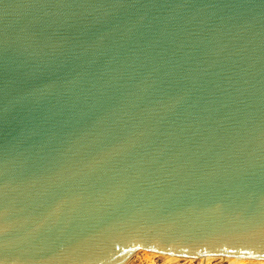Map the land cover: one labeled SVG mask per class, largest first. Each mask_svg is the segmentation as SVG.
Instances as JSON below:
<instances>
[{
	"label": "water",
	"instance_id": "obj_1",
	"mask_svg": "<svg viewBox=\"0 0 264 264\" xmlns=\"http://www.w3.org/2000/svg\"><path fill=\"white\" fill-rule=\"evenodd\" d=\"M138 249L264 258V0H0V264Z\"/></svg>",
	"mask_w": 264,
	"mask_h": 264
},
{
	"label": "rangeland",
	"instance_id": "obj_2",
	"mask_svg": "<svg viewBox=\"0 0 264 264\" xmlns=\"http://www.w3.org/2000/svg\"><path fill=\"white\" fill-rule=\"evenodd\" d=\"M130 264H200L199 258L189 259L185 257L168 258L161 254L145 253L143 250H138L132 257ZM208 264H229L228 261L222 260L215 256L211 258ZM248 264H264L261 261H252Z\"/></svg>",
	"mask_w": 264,
	"mask_h": 264
},
{
	"label": "bare ground",
	"instance_id": "obj_3",
	"mask_svg": "<svg viewBox=\"0 0 264 264\" xmlns=\"http://www.w3.org/2000/svg\"><path fill=\"white\" fill-rule=\"evenodd\" d=\"M138 250H143V252H145V253H151L152 255L153 254H161L162 256L168 257V258L180 257V256L171 255V254H167V253H160V252H156V251H151V250H148V249H138ZM138 250H136L123 264H130V261H132L133 255ZM215 256L221 258L222 260L228 261L229 264H248V263H250L252 261H261V262H264V258L237 257V256H222V255H204V256H200V257H185V258H189V259L199 258L200 264H208L209 260L211 258H214Z\"/></svg>",
	"mask_w": 264,
	"mask_h": 264
}]
</instances>
